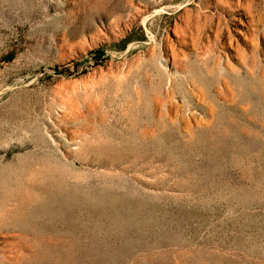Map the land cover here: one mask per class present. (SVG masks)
<instances>
[{"label":"rangeland","instance_id":"374dc122","mask_svg":"<svg viewBox=\"0 0 264 264\" xmlns=\"http://www.w3.org/2000/svg\"><path fill=\"white\" fill-rule=\"evenodd\" d=\"M0 264H264V0H0Z\"/></svg>","mask_w":264,"mask_h":264},{"label":"trees","instance_id":"16d2710c","mask_svg":"<svg viewBox=\"0 0 264 264\" xmlns=\"http://www.w3.org/2000/svg\"><path fill=\"white\" fill-rule=\"evenodd\" d=\"M97 53V55H102L100 52H96ZM97 58H100V57H97ZM96 59V58H95Z\"/></svg>","mask_w":264,"mask_h":264}]
</instances>
